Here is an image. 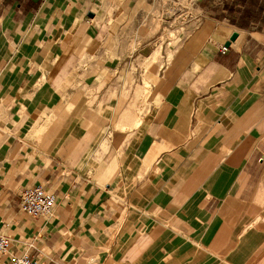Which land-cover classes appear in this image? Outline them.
Instances as JSON below:
<instances>
[{
	"label": "crops",
	"instance_id": "1",
	"mask_svg": "<svg viewBox=\"0 0 264 264\" xmlns=\"http://www.w3.org/2000/svg\"><path fill=\"white\" fill-rule=\"evenodd\" d=\"M116 2L0 0V264H264V0H199L163 63Z\"/></svg>",
	"mask_w": 264,
	"mask_h": 264
},
{
	"label": "rangeland",
	"instance_id": "2",
	"mask_svg": "<svg viewBox=\"0 0 264 264\" xmlns=\"http://www.w3.org/2000/svg\"><path fill=\"white\" fill-rule=\"evenodd\" d=\"M124 2L126 0H119ZM118 4L116 0H92L90 9L94 17L100 13L99 6L104 5L105 11L112 9L111 5ZM201 3L199 0H151V37L153 41V51L158 54V62L163 63L169 57L173 48L180 43L181 27H185L197 14ZM63 9V7H61ZM206 11V7L203 8ZM84 14V12H83ZM88 20L93 19L84 14ZM93 27L98 28L101 24L93 21ZM111 28L112 23L104 24ZM166 60V59H165Z\"/></svg>",
	"mask_w": 264,
	"mask_h": 264
},
{
	"label": "built area",
	"instance_id": "3",
	"mask_svg": "<svg viewBox=\"0 0 264 264\" xmlns=\"http://www.w3.org/2000/svg\"><path fill=\"white\" fill-rule=\"evenodd\" d=\"M56 202V197L42 186L27 189L21 196V210L32 216L48 214ZM11 242L0 235V256L10 253ZM8 264H37L27 256H11Z\"/></svg>",
	"mask_w": 264,
	"mask_h": 264
},
{
	"label": "water",
	"instance_id": "4",
	"mask_svg": "<svg viewBox=\"0 0 264 264\" xmlns=\"http://www.w3.org/2000/svg\"><path fill=\"white\" fill-rule=\"evenodd\" d=\"M90 17H93L92 15H89ZM236 34H234L233 36H232V38H231V41H234L235 39H236ZM229 46V44H227V47Z\"/></svg>",
	"mask_w": 264,
	"mask_h": 264
}]
</instances>
